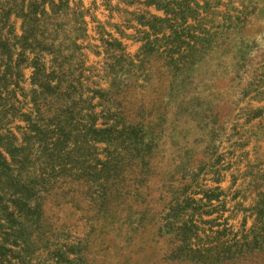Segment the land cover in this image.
Returning a JSON list of instances; mask_svg holds the SVG:
<instances>
[{
	"label": "rangeland",
	"instance_id": "374dc122",
	"mask_svg": "<svg viewBox=\"0 0 264 264\" xmlns=\"http://www.w3.org/2000/svg\"><path fill=\"white\" fill-rule=\"evenodd\" d=\"M42 8L10 72L0 56V154L46 193L17 213L0 191L20 220L0 264H264V0Z\"/></svg>",
	"mask_w": 264,
	"mask_h": 264
},
{
	"label": "trees",
	"instance_id": "16d2710c",
	"mask_svg": "<svg viewBox=\"0 0 264 264\" xmlns=\"http://www.w3.org/2000/svg\"><path fill=\"white\" fill-rule=\"evenodd\" d=\"M17 2V3H16ZM30 5L24 7V0H0V22H2V26L1 28L3 29L7 22L8 19L10 17L11 14H14L16 16H19L22 18V31H23V35L16 40L17 38H13L14 43H12V45L9 44V41L5 38L2 39V37L0 36V56L1 59L6 57V70L8 72H10L11 69V48L14 47L16 44L19 46L20 49H22V51L20 52V57L23 56L24 51L29 48L30 45H28V40L31 38V32L32 30H36L37 29V24L39 22V18L37 15H41V17L46 16V12L45 10L42 8L43 4L45 3V0H41L40 3H37V0H32L30 1ZM30 9L29 11L24 10V9ZM2 50V51H1ZM19 64L14 65L15 71H16V76L19 77L21 76V72L18 70L19 68ZM33 68L34 70H36L34 72V78L32 79V83L33 84H37L39 88H42L45 84L43 83L42 77H41V73L43 71V67H38L40 65H37V63H33ZM11 76V75H9ZM4 78V76H3ZM47 88H49V86L46 84ZM58 87V86H56ZM68 87L72 88V85H69ZM67 88V85H65V88H62L63 90H65ZM19 89V88H18ZM20 90V89H19ZM34 93V92H33ZM44 99V98H43ZM37 100V99H35ZM39 110V109H38ZM26 117V116H25ZM28 117V116H27ZM28 120H32L31 117H28ZM1 139H5V140H9L10 139L8 137L5 136H0ZM6 141L5 145L6 148L8 149V154H9V158L12 162V158L16 155H18V151H20V149H22L21 147L17 148L16 145H14V142H9ZM14 141V140H13ZM14 162L15 159H13ZM22 172H24V164L21 163L19 167H11L9 163H7V160L0 154V191H4L5 194L10 193L13 198H11V195H9V203L14 205L17 210V213H20L22 210L21 208H25L27 209L28 213L33 211L34 209H36L37 207L40 208L42 207V205L44 204V198L42 199V197L45 195L46 190H42L41 191L38 190L37 187H35V183L30 181V175L26 174L25 179L23 182H20L19 179L17 180H12V181H5L3 179V177L9 175L12 176L14 173H16L17 176H19ZM35 176V174H32ZM40 176H37L39 178H42ZM44 181V180H43ZM42 181V182H43ZM127 181L126 179H123L122 182ZM121 195L124 196H132V193H128L127 191H124V189H120L119 190ZM30 200H34L31 201ZM107 201V199H106ZM33 203V204H32ZM13 210L9 211V206L7 204L6 201H3V198L0 197V219L2 218L3 220H5L8 224L9 223V217L11 220H13V222H20L19 218H15L13 219ZM18 225H20V223H18ZM4 226H9V225H4L2 223H0V228L4 227ZM31 226L34 227L35 229L38 226L37 221H32ZM10 227V226H9ZM39 228V226H38ZM38 236L40 237V233H37ZM5 236L9 239H17L18 237L14 235V233H9V234H5ZM27 236L31 239L30 242L31 243H39L40 239L38 236H34L32 237L31 235ZM37 239L39 242H37ZM8 251V250H7Z\"/></svg>",
	"mask_w": 264,
	"mask_h": 264
}]
</instances>
